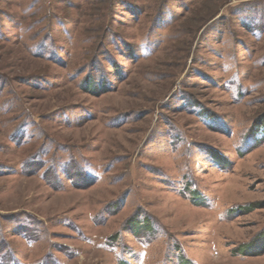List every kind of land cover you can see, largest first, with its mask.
<instances>
[{"label": "rangeland", "instance_id": "rangeland-1", "mask_svg": "<svg viewBox=\"0 0 264 264\" xmlns=\"http://www.w3.org/2000/svg\"><path fill=\"white\" fill-rule=\"evenodd\" d=\"M263 113L264 0H0V264H264Z\"/></svg>", "mask_w": 264, "mask_h": 264}, {"label": "trees", "instance_id": "trees-1", "mask_svg": "<svg viewBox=\"0 0 264 264\" xmlns=\"http://www.w3.org/2000/svg\"><path fill=\"white\" fill-rule=\"evenodd\" d=\"M264 127V113L263 114H261V115H259L256 119H255V122L253 123V125H252V128L250 129V131L251 132H253V133H255V132H257L258 130H260L261 128H263ZM255 207V206H254ZM248 209H251V207L250 208H248ZM264 234V232H262V234H259V235H257L258 237L259 236H261V235H263ZM256 239L257 238H254L253 240H251V242L249 243V244H247L246 245V247H249V246H251L255 241H256ZM239 250V249H238ZM264 250V248L262 249V250H259V251H257V252H254L256 255H258V253H261L262 251ZM244 253H246V254H250L251 252H248V251H243ZM251 255V254H250Z\"/></svg>", "mask_w": 264, "mask_h": 264}]
</instances>
